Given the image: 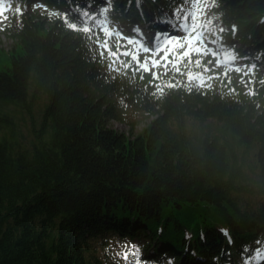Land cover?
Masks as SVG:
<instances>
[{
	"label": "trees",
	"instance_id": "obj_1",
	"mask_svg": "<svg viewBox=\"0 0 264 264\" xmlns=\"http://www.w3.org/2000/svg\"><path fill=\"white\" fill-rule=\"evenodd\" d=\"M5 1L0 264H126L133 247L140 264H245L264 249V0ZM196 10L210 48L250 67L244 84L203 57L154 80L100 55L101 21L151 45Z\"/></svg>",
	"mask_w": 264,
	"mask_h": 264
},
{
	"label": "snow or ice",
	"instance_id": "obj_2",
	"mask_svg": "<svg viewBox=\"0 0 264 264\" xmlns=\"http://www.w3.org/2000/svg\"><path fill=\"white\" fill-rule=\"evenodd\" d=\"M36 3H42V0H34ZM107 8H102L101 12L106 13ZM87 17V13L84 14ZM93 19L98 20V17L93 15ZM85 26L83 27L84 33H91L95 31L94 28L87 26V20L84 21ZM103 24L100 27V31L104 33V40L101 43L99 35L96 36L98 47L101 49L100 55L104 56L105 52L109 57V69L110 71H119V65L125 71L132 69L133 72L150 71V65L152 69L163 67L165 74L167 73L169 65L179 73L182 66L189 63L201 64L203 63L199 57H202L206 51L207 41L202 36L197 35L195 30H190L187 25L181 26L180 22L173 28L172 33L165 32L163 34L157 33L153 44H146L143 37L137 38H126L123 36L121 31L110 30L107 26V21L99 22ZM68 26L72 29L77 27L76 22L68 23ZM183 33V35H175L173 33ZM117 37L115 47L110 46V41L113 36ZM124 43H121V41ZM161 53H163L161 55ZM146 54L141 60V55ZM193 56L197 59L193 60ZM157 57H159L157 59ZM127 58V59H123ZM135 65V67H133ZM153 79H158L157 72H152ZM139 249L133 247L124 254L126 264H140L139 260ZM129 257L132 259L129 260ZM260 259H264V249L256 252L252 256V259H246L245 264H259ZM162 264V262H161Z\"/></svg>",
	"mask_w": 264,
	"mask_h": 264
},
{
	"label": "rangeland",
	"instance_id": "obj_3",
	"mask_svg": "<svg viewBox=\"0 0 264 264\" xmlns=\"http://www.w3.org/2000/svg\"><path fill=\"white\" fill-rule=\"evenodd\" d=\"M193 3H194V1H193ZM9 6L12 8H15V6H16L15 0H11L9 3ZM196 7H197V10H199V8H200L199 3L196 4ZM35 9H36V11L40 10V9L42 10L43 7H41L38 4L35 6ZM197 10L193 11L192 14L190 15V30H195L197 32V35L202 36L200 33V30L203 28L204 20L200 16L201 12L197 11ZM205 20H206L205 23H207V21H209L207 18ZM8 21H9L8 4L6 3L5 0H0V26L2 24H6ZM101 22H104V21H101ZM48 25L49 24L46 23L45 27H47ZM100 27H103L102 23H100V25L98 27V32L103 33L102 31L99 30ZM123 36L126 38H131V37H128L125 35H123ZM113 37L117 39V37L115 35ZM132 38H135V37H132ZM154 41L152 42V44L154 43ZM17 43H18L17 39L12 38L11 36L7 35L6 33H0V49H2L4 51L11 50V49H13V47ZM121 43H124V41L122 40ZM146 44H148V43H146ZM162 54L163 53H161V55ZM144 55H146V54H142L141 57H144ZM202 57L205 60H208V62L210 63V68L212 70H214L215 75H216V78H214V79L219 78V75H221L223 69H226V71H225L226 72V78L230 77L233 80L237 81L239 84H244V80L250 77V74H249L250 73V67H238L236 65L230 64L229 63V60L231 59L230 56H223V57L219 56L217 53H215L210 48L209 43L206 45V51ZM158 58L159 57H157V59ZM195 58L196 57L193 56L192 59H195ZM141 60H143V59H141ZM149 67H150V71L144 72L145 74H151L153 69L151 68V65ZM160 68H163V67H160ZM257 70L260 72L262 71L264 73V66L258 65ZM150 120L151 119H147L145 121L138 123L132 131L133 136L135 134H137V132L142 130L144 127H146L147 124L150 122ZM108 124L110 127H113V128H115L121 132H125L126 134L130 133L129 127L124 123H120V122L111 120ZM107 243L110 244V247L107 249V251L112 252L114 255H118L123 248H125V247L127 248V246H128V244L124 245V243H121L120 240L116 241L115 239H110V241H108Z\"/></svg>",
	"mask_w": 264,
	"mask_h": 264
}]
</instances>
